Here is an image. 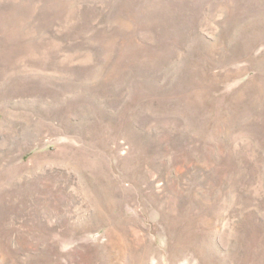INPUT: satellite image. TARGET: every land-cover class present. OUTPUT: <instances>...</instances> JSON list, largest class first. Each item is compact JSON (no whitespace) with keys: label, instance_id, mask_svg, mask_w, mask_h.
Masks as SVG:
<instances>
[{"label":"rangeland","instance_id":"1","mask_svg":"<svg viewBox=\"0 0 264 264\" xmlns=\"http://www.w3.org/2000/svg\"><path fill=\"white\" fill-rule=\"evenodd\" d=\"M0 264H264V0H0Z\"/></svg>","mask_w":264,"mask_h":264}]
</instances>
